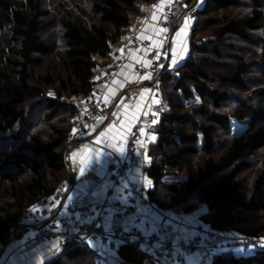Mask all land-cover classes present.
<instances>
[{
	"label": "trees",
	"instance_id": "1",
	"mask_svg": "<svg viewBox=\"0 0 264 264\" xmlns=\"http://www.w3.org/2000/svg\"><path fill=\"white\" fill-rule=\"evenodd\" d=\"M159 1L0 0V246L66 180L74 115L95 88L98 58H109L144 5ZM61 50L57 73L50 61ZM161 87L168 110L147 148L148 198L160 208H204L200 228L260 237L264 226L247 218L264 215V0H204L188 55ZM90 244L66 246L46 264H97ZM116 254L155 264L131 245ZM213 264H264V248L219 253Z\"/></svg>",
	"mask_w": 264,
	"mask_h": 264
},
{
	"label": "crops",
	"instance_id": "2",
	"mask_svg": "<svg viewBox=\"0 0 264 264\" xmlns=\"http://www.w3.org/2000/svg\"><path fill=\"white\" fill-rule=\"evenodd\" d=\"M162 3L164 4V7L160 8L159 6ZM171 3V0H161L156 6L150 5L143 7V13L140 16H135L133 18V24L128 32L114 46L113 50L120 49L125 51L126 45L130 43L134 36L139 39V45L137 47L129 48L127 50L131 62L123 66V68L115 75L113 82L105 88L106 100L116 105L115 114L112 117H103L102 121L95 118L94 125L91 127L89 133L77 142L68 153L67 164L69 167L70 183L65 182L69 186V191L65 196L64 208L60 216H56L54 219L63 216L68 219L65 208L68 203L74 201L77 205L106 204L110 212V217L105 220L107 226L120 224L129 228L135 224V216L131 215L123 218L119 217L118 214L124 210L126 205L124 198L127 197V189L131 191L139 190L137 185H140L141 187L145 186L147 192L151 186V183H149L150 180L146 177V166L144 162L136 157L137 151L140 147L147 150L149 145L148 141L151 136L149 132H142L134 153L129 157L130 169L122 183L116 187L110 179L111 185H106H108L107 183L109 182L112 164L117 162L120 158H123L127 152L128 134L132 126L137 122H141L144 125L146 123L145 115L148 112H155L157 108L161 110V113L164 112L161 96L156 94L152 88L151 75L148 72H135L134 65L144 64L148 66L154 60L153 49L160 47L164 38V33L161 31L158 21L162 17L165 8ZM154 15L156 17L155 19L153 18ZM185 20L186 16L181 19L172 40L169 64V68L172 70L180 65L188 55L189 34L195 21V14L190 15L189 19H187L190 21V24L192 23L189 34L184 40H179L177 39L176 33L179 31L180 26L184 24ZM145 41L151 42V47L148 48L143 46ZM111 61H114L113 56H110L109 58H98L99 67L97 68L95 77L100 74V68ZM96 88L102 90L104 89V86L97 84ZM145 90L148 91L145 92ZM85 100L86 98L79 99V105ZM111 125H115L116 127L110 136L104 139L102 143H96V141L100 139L99 134L107 131ZM152 137L155 136H151L150 142L154 140ZM109 144H113L115 147H109ZM121 146H123V152L117 150ZM95 150H102L103 152V155L99 160L96 159ZM81 167L85 168L83 176L80 175ZM102 182H104V185L99 188ZM125 183L128 185L127 188L123 187ZM135 187L138 189H135ZM109 188H113V194L110 199H107L106 193ZM93 192H96L97 195L93 196ZM146 192L143 196L137 199L139 215L146 222L142 226L143 229L149 232H156L162 238L168 237L169 235L164 228V226H166L164 223L167 220V223L172 224L174 227L175 234L173 238L176 236H182L183 234L185 235L188 231L184 230V222L182 219H179L178 214L175 213L176 211L156 206V204L148 198ZM69 197H71V199H69ZM89 219L90 216L87 215L82 217L81 221H89ZM153 221L156 222V226L153 225ZM46 223L47 221L36 222L32 227L40 229L45 227ZM19 225L24 226L26 229L19 236L14 234L8 243L6 242L0 246V264H46L48 263L46 260L47 255L52 250H57L56 256L60 254V249L57 244L37 242L33 239V233L27 229V226L20 223ZM77 227L78 222H68L69 229L74 230ZM161 231L164 235H162ZM203 231L206 233L207 229L206 231ZM197 234L198 231L193 232V236ZM17 244L20 245V247H18ZM95 246L99 249L97 245H94L95 249ZM95 251L97 253V250ZM97 254L99 260H102V264H133L124 262L116 253L106 257L99 249ZM110 257H112V263L108 261ZM186 257L191 264H195L196 262L200 263L203 258L200 252L190 256L187 255ZM172 261L173 259L170 258L167 261H163V263L171 264Z\"/></svg>",
	"mask_w": 264,
	"mask_h": 264
},
{
	"label": "built area",
	"instance_id": "3",
	"mask_svg": "<svg viewBox=\"0 0 264 264\" xmlns=\"http://www.w3.org/2000/svg\"><path fill=\"white\" fill-rule=\"evenodd\" d=\"M172 3L165 8L162 17L158 21L163 31L164 38L160 47L153 49L154 60L148 66L135 64L134 70L137 73L148 72L151 75V85L156 94L161 90L162 79L170 64L172 40L181 19L197 13L203 6L204 0H171ZM139 45V39L133 37L126 49L113 50L111 56L114 61L104 64L100 68V74L95 77V88L86 97V100L77 106L73 119V131L68 138L67 152L85 137L94 125L97 117H112L115 114L116 105L110 103L105 98V88L114 80L115 75L131 60L127 50ZM145 47H151V42L145 41ZM104 86V89H97L96 85ZM162 113L159 108L155 112H148L145 115L146 123H135L128 134L127 152L123 158L112 164L110 169V179L118 187L126 178L130 169L129 157L134 153L136 145L143 131H157L161 122ZM69 191L66 182L61 183L56 191L50 196H43L38 205L27 209L20 217V224L27 226L33 233V239L41 243L57 244L62 253L66 246L76 247L85 243L97 245L100 251L108 257L118 252L120 246L131 245L155 264H164L165 257L174 256L171 264H191L187 260V255H194L201 247L210 246V241L201 229L190 241L182 242L180 253L176 252V237L162 238L156 232H149L143 229L145 220L139 215L137 199L146 192L145 186L139 190L127 189L126 205L124 210L118 214L119 217L135 216V224L126 228L120 224L106 226L105 220L110 217V212L106 204L77 205L74 201L67 204L65 210L68 215L60 216L64 199ZM131 193V195H129ZM107 199L113 194L112 189L107 190ZM35 209V210H34ZM90 216L89 221L82 223V217ZM47 221L45 227L36 229L32 227L36 222ZM68 222H78V227L74 230L68 228ZM14 235V227L10 228L7 243ZM264 240L260 237L249 239L232 240L227 244L221 243V247L226 252L235 251L239 253H250L254 248H261ZM18 245V244H17ZM20 247V245H18ZM182 254V255H181ZM60 255V254H59Z\"/></svg>",
	"mask_w": 264,
	"mask_h": 264
},
{
	"label": "rangeland",
	"instance_id": "4",
	"mask_svg": "<svg viewBox=\"0 0 264 264\" xmlns=\"http://www.w3.org/2000/svg\"><path fill=\"white\" fill-rule=\"evenodd\" d=\"M159 2H161V1H159ZM159 2H157V3H155V4H152V5H154V6H156V5H158L159 4ZM145 6H150V5H144V7ZM195 14V18H196V14L197 13H194ZM237 15H243L244 14V10H238V13H236ZM189 17L190 16H186V20L185 21H187V27L185 28V31L181 34V36L180 37H177V39H179V40H184L185 39V37L189 34V32H190V28H191V25H192V23L190 24V21L189 20H187V19H189ZM185 21H184V24H182L181 26H180V28H179V30L181 29V28H184V25H185ZM189 22V23H188ZM192 27H193V25H192ZM192 29V28H191ZM189 37H190V34H189ZM62 54V50L61 51H59V53H58V55H57V57H54L53 58V60L52 61H50V68L52 69V71L53 70H57V73L58 72H60V71H62L63 70V63H62V58L60 57V55ZM62 68V69H61ZM169 68V67H168ZM169 71L170 72H173V70L172 69H170L169 68ZM261 76V75H260ZM158 94L161 96V99H162V106H163V111L164 112H166V110H168L167 109V102H166V97H165V94H164V91H163V87H161V90L158 92ZM200 103V99L196 96V98L195 99H193V100H189V101H186V104L189 106V108H191L192 106H195V105H198ZM226 107H224V111L225 112H227L228 110L227 109H225ZM166 109V110H165ZM232 125H233V129H235V131L236 130H240V128H241V126L237 123V122H233L232 123ZM241 125H243V124H241ZM244 126V125H243ZM150 133V135L151 136H155V139L152 141V142H150V140H151V136H150V140L148 141V143L149 144H151V143H154V142H156L155 140H156V138L158 137V133L156 132V131H150L149 132ZM138 147H139V144H138ZM148 148V147H147ZM66 151H67V147H66ZM145 151V152H144ZM67 153H69V152H67ZM66 153V154H67ZM145 153V154H144ZM263 153H264V151H263ZM136 157H138V158H140L143 162H144V164H145V166L146 167H148L149 165H150V163H151V158L149 157V155L147 154V150L146 149H144L143 147H140L139 148V150L137 151V154H136ZM257 158V157H256ZM256 158H254V160H256ZM72 159V158H71ZM69 173H68V176H67V178H66V182L67 183H70L69 181H70V179H69ZM65 181H63V182H65ZM105 181V180H104ZM171 181H173L171 178H166V180H165V182L166 183H169V182H171ZM63 182H61V183H63ZM113 183V182H112ZM151 183V182H150ZM108 185H106V186H110L111 185V181H110V177H109V182L107 183ZM103 185H104V182H102L101 184H100V186H99V188L100 187H103ZM114 185V184H113ZM137 187H139V189H141L140 187V185H137ZM153 186H152V183H151V186L149 187V189L150 188H152ZM109 189H113V188H109ZM135 189H138V188H136L135 187ZM147 194V193H146ZM105 196V195H104ZM105 199H106V197H105ZM166 206H168V207H166V209H173V210H175L176 212V214H178V216H179V219H182L183 220V222H184V226H183V228H184V230H186V231H188L185 235L183 234V236H185L186 237V239L188 240V241H190V239H192L193 238V232L194 231H199L200 229H202V230H205L206 231V229H207V232L206 233H204V234H206L207 235V238L209 239V241H210V246H208V247H201L200 249H199V251L198 252H200V254H201V256H203V258H202V261L199 263V262H196L195 264H213V258H214V256L216 255V254H219V253H223V252H226V251H224V249L221 247V243H223V244H227V243H229L230 241H232V240H238V239H249V238H252V237H244V236H240L239 234H237L236 235V233L235 232H230V231H227V232H224V233H222V232H219V231H213L212 229H210V228H208L207 226H203V227H201L200 228V216H201V214H204L205 212H206V210L205 209H202V208H200V209H196V210H192V211H186L185 209V207H184V205H182V206H180V207H177V208H174V207H171V206H169L168 204L166 205ZM21 219V218H20ZM19 219V220H20ZM248 219H255V223L254 224H252L254 227L255 226H264V215H254V216H251V217H248L247 218V220ZM135 223V222H134ZM164 225H166V226H164V228L166 229V233L169 235L168 237H174V227H173V225L172 224H170V223H167V220L165 221V223H164ZM245 227H247L248 228V226H246L245 225ZM161 233H162V231H161ZM184 233V232H183ZM162 235H164L163 233H162ZM220 237V238H219ZM164 238H166V237H164ZM260 238L261 239H263L264 240V234H262L261 236H260ZM91 246H93L92 248L93 249H95L94 248V244H92V242H91V244H90ZM96 247V246H95ZM263 248H264V242H263V246H262ZM261 247V248H262ZM259 248H254L253 249V251H251L250 253H245V254H252L253 252H255L256 250H258ZM95 250H97V253L99 252V249L96 247V249ZM229 252V251H228ZM230 252H234L235 253V251H230ZM56 254H57V250H52L48 255H47V258H46V260L47 261H50V260H52L53 259V257L54 256H56ZM213 254V255H212ZM237 254H239V252L237 253ZM243 254V253H242ZM97 256H98V254H97ZM102 257H103V255H102ZM105 258V257H104ZM111 258L112 257H110L109 259H108V261L110 262V263H112V260H111ZM173 259L174 258V256H169V257H165L164 258V260L163 261H167L168 259ZM102 262V260L100 261L99 260V257H98V259H97V264H102L101 263Z\"/></svg>",
	"mask_w": 264,
	"mask_h": 264
},
{
	"label": "snow or ice",
	"instance_id": "5",
	"mask_svg": "<svg viewBox=\"0 0 264 264\" xmlns=\"http://www.w3.org/2000/svg\"><path fill=\"white\" fill-rule=\"evenodd\" d=\"M160 8H163L164 7V4L162 3L160 6H159ZM154 19L156 18L155 17V15H154V17H153ZM187 27V21H185V25H184V28H181L177 33H176V35H177V37H180L181 36V34L185 31V28ZM161 31H167V29H161ZM145 78H147V77H145ZM148 90H145V92H147ZM97 119L98 120H100V121H102L103 120V117H97ZM115 125H111V126H109V128L107 129V131H105V132H101L99 135H100V139H98L97 141H96V143H102L103 142V140L104 139H106V138H108L109 136H110V134L113 132V130L115 129ZM152 139H155V137H152ZM109 147H115V145H113V144H109L108 145ZM118 151H120V152H123L124 151V149H123V146H121L119 149H117ZM103 155V152H102V150H95V156H96V159L97 160H99L100 159V157ZM84 172H85V168L84 167H81V169H80V175L81 176H83L84 175ZM149 183H150V181H149ZM127 183H125L124 185H123V187L124 188H127ZM92 195L93 196H95V195H97V193L96 192H93L92 193ZM129 195H131V193H129ZM69 199H71V197H69ZM125 199V202H126V198H124ZM35 210V209H34ZM82 223H85V222H90V221H81ZM153 225L154 226H156V222L155 221H153ZM106 226H107V224H106ZM176 244H177V247H176V252L177 253H180V245H181V243L182 242H186V240H185V238L184 237H181V236H177L176 238ZM182 255V254H181Z\"/></svg>",
	"mask_w": 264,
	"mask_h": 264
},
{
	"label": "water",
	"instance_id": "6",
	"mask_svg": "<svg viewBox=\"0 0 264 264\" xmlns=\"http://www.w3.org/2000/svg\"><path fill=\"white\" fill-rule=\"evenodd\" d=\"M67 156H68V153H67L66 156H65V157H66V161H67Z\"/></svg>",
	"mask_w": 264,
	"mask_h": 264
}]
</instances>
